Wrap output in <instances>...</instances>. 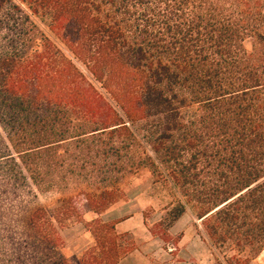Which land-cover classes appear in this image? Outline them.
Instances as JSON below:
<instances>
[{"label":"trees","instance_id":"16d2710c","mask_svg":"<svg viewBox=\"0 0 264 264\" xmlns=\"http://www.w3.org/2000/svg\"><path fill=\"white\" fill-rule=\"evenodd\" d=\"M144 169L172 198L144 212L153 236L177 250L191 211L215 264L264 251V0H0L3 194L61 193L20 264H71L73 223L93 239L79 264H119L136 241L101 215Z\"/></svg>","mask_w":264,"mask_h":264},{"label":"rangeland","instance_id":"374dc122","mask_svg":"<svg viewBox=\"0 0 264 264\" xmlns=\"http://www.w3.org/2000/svg\"><path fill=\"white\" fill-rule=\"evenodd\" d=\"M247 46L250 47V44L247 43ZM15 156L18 159L17 154ZM123 181L127 198L113 205L101 217L105 221L122 220L118 231L127 229L133 234L137 250L128 264H215L210 247L201 237V221L191 211L172 229L174 236L183 233L177 250L171 242L165 243L150 233L148 226L160 220L172 198L168 189L154 184L148 170L129 174ZM29 184L11 189L10 194H3L4 182L0 179V264H20L19 257L25 258L28 254L24 240L30 237L28 221L31 211L37 206L51 208L61 197L57 189L38 191ZM71 188L73 190L74 187ZM144 212L149 214L148 226L144 224ZM96 217V213L86 209L85 221ZM61 233L65 241L64 255L71 264H79L82 253L93 242L90 231L84 223H73ZM250 264H264V252Z\"/></svg>","mask_w":264,"mask_h":264},{"label":"crops","instance_id":"0c3cea01","mask_svg":"<svg viewBox=\"0 0 264 264\" xmlns=\"http://www.w3.org/2000/svg\"><path fill=\"white\" fill-rule=\"evenodd\" d=\"M103 215V214H102ZM101 215V216H102ZM185 216V215H184ZM183 218V217H182ZM182 218H180L177 222H176V224L172 227V229L177 225V223L182 219ZM121 223H123L122 221L120 222V223H118L117 224V229H118V226H119V224H121ZM172 229H171V233H172ZM126 231H129V230H127V229H124V231H121V232H126ZM130 232V231H129ZM200 236V235H199ZM137 250V249H136ZM264 252V251H263ZM133 253L134 252H132V253H130L129 255H127L124 259H122V261L119 263V264H128L129 263V260H130V258L132 257V255H133Z\"/></svg>","mask_w":264,"mask_h":264}]
</instances>
